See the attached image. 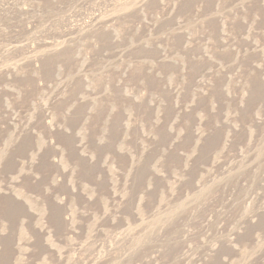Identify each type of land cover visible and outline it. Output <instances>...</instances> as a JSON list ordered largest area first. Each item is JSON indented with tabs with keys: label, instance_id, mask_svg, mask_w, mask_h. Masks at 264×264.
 <instances>
[{
	"label": "rangeland",
	"instance_id": "rangeland-1",
	"mask_svg": "<svg viewBox=\"0 0 264 264\" xmlns=\"http://www.w3.org/2000/svg\"><path fill=\"white\" fill-rule=\"evenodd\" d=\"M0 264H264V0H0Z\"/></svg>",
	"mask_w": 264,
	"mask_h": 264
}]
</instances>
